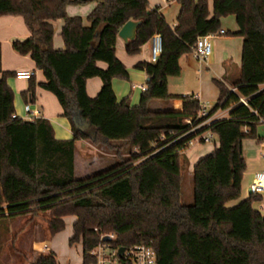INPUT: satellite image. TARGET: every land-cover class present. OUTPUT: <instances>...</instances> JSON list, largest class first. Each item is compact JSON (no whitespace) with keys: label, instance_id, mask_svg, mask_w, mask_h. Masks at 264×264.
Masks as SVG:
<instances>
[{"label":"trees","instance_id":"trees-1","mask_svg":"<svg viewBox=\"0 0 264 264\" xmlns=\"http://www.w3.org/2000/svg\"><path fill=\"white\" fill-rule=\"evenodd\" d=\"M87 1L0 0V17L22 16L31 32L11 47L19 55L28 54L42 72L44 81L38 85L56 97L74 132L72 139H57L46 118L15 117L13 91L6 81L15 73L2 70L0 49V219L29 215V223L44 213L54 236L65 229V217H75L69 242H81L83 264L92 262L89 252L99 235L111 232L116 246H151L156 264H264V215L253 207L261 195L226 206L241 194L243 141H261L256 128L264 121V0H211V7L208 0H176L180 12L173 26L147 0H91L95 6L87 16L89 26H84L80 16L66 14V7ZM231 15L238 26L233 34L243 42L240 76L231 85L234 92L213 80L219 95L208 117L219 109L230 112L193 130L206 119H196L199 101L195 95H170L168 78L179 77V59L191 52L196 39L215 33L221 19ZM58 19L63 20L64 50L53 47L51 22ZM130 20L140 24L135 39L125 44L127 53L139 52L155 33L162 44L156 62L135 65L148 77L136 106L128 98L117 102L111 85L113 79H128L115 43ZM90 78L102 82L95 97L86 93ZM28 80L30 86L21 94L25 101L28 94L34 98V77ZM174 99L182 102L181 111L150 108L154 100ZM85 123L83 131L77 128ZM206 131L219 144L194 164L193 201L186 205L181 190L186 164L180 153ZM76 139L109 147L124 141L131 155L79 179L74 176ZM32 264L59 263L47 252Z\"/></svg>","mask_w":264,"mask_h":264},{"label":"crops","instance_id":"crops-1","mask_svg":"<svg viewBox=\"0 0 264 264\" xmlns=\"http://www.w3.org/2000/svg\"><path fill=\"white\" fill-rule=\"evenodd\" d=\"M91 0L81 5H68L66 14L68 16H80L84 26H89L87 20L88 13L94 8L95 3H88ZM151 9L156 8L162 14L165 21L171 26L175 25L176 18L179 14V4L176 0H147ZM211 7V0H208ZM54 36L53 47L55 49L64 50V43L61 37V27L63 20H53L51 22ZM221 28L225 31L224 35L216 36L211 43L212 53L204 61H199L193 54L186 53L179 60L181 73L179 77L168 78V93L172 96L195 95L199 101H204L209 108L214 106L217 101L219 91L213 80H220L229 89L232 88L233 82L239 79L241 66L242 38L233 34L238 30L234 16L222 18L220 23ZM31 32L25 23L22 16L4 15L0 17V49H1V65L3 71L16 73L21 70H29L35 73L34 77V95L33 100L29 94L27 101L21 97L23 91H26L30 86L29 80H18L14 76L7 78V83L13 91L14 97V113L15 117L20 119L30 120L31 114L25 111V107L29 106L31 110H40L41 116L46 118L52 129L54 130L55 138L57 139H72L74 132L71 128L70 121L63 116L61 107L56 99L49 92L44 91L38 85L43 80L42 72L36 69L35 64L30 56L19 55L16 53L11 44L13 41H21L30 37ZM115 55L118 60L124 63L128 72V79H113L112 90L116 96L117 102L124 98H128L130 106H136L141 97V86H146L148 77L144 71L137 69L135 65L141 61H149L150 44L149 41L143 44L141 50L135 54H129L126 51L124 41L117 37L115 43ZM101 68L106 67L105 63H99ZM102 82L99 78H90L86 84V93L90 97H95L101 88ZM264 89V85L260 86ZM23 103V109L22 104ZM182 102L179 99L161 101L154 100L150 103V108L155 110H174L181 111ZM229 109H219L212 115L211 120L226 118L229 115ZM185 122V121H184ZM258 139H245L242 143V155L246 161V170L241 183V194L237 200L226 203L227 207H234L236 204L250 196L249 185L252 179L263 173L264 169V121L258 124L256 128ZM213 138H216L214 135ZM217 139V138H216ZM209 143V142H203ZM203 143H196L199 146ZM74 152V176L79 179L90 177L91 174L105 171L107 168L120 163L119 156L127 159L131 155L129 147L124 141L111 142V146L96 145L92 140H75ZM219 142L214 144L217 147ZM192 146H195L192 145ZM189 146L185 151L181 152L188 158L189 167L186 173L193 177L194 164L205 154L211 153V147H195L190 149ZM135 153V152H134ZM192 185V182H191ZM264 201V195H261V200ZM263 202H254L253 207L259 210L264 215ZM70 220L73 224L75 217L67 216L64 218ZM35 221V220H34ZM36 235L30 240V245L25 246L23 238L20 239L18 234L15 235V242L8 244V236L0 234V264H32L36 258L47 252L54 253L59 264H62L58 258L56 251L59 246L65 244L61 241L60 231L54 236H50L47 226H40L33 223ZM73 227V226H72ZM45 228V230H44ZM44 230V232H42ZM72 236V235H71ZM71 238V237H70ZM18 243V245L16 244Z\"/></svg>","mask_w":264,"mask_h":264},{"label":"built area","instance_id":"built-area-1","mask_svg":"<svg viewBox=\"0 0 264 264\" xmlns=\"http://www.w3.org/2000/svg\"><path fill=\"white\" fill-rule=\"evenodd\" d=\"M169 1V0H165ZM225 31L223 29H218L215 33H208L206 35L199 36L196 41L195 45L191 49V53L193 56L198 59L199 61L206 60L207 57L210 56L212 53V39L216 38V36L224 35ZM150 44V55L149 61L156 62L158 56L162 51V44H161V36L158 33H155L151 36L149 40ZM35 73L29 70H21L15 73V78L18 80H28L33 77ZM142 91L146 89V86L140 87ZM231 91H235V88L230 89ZM196 97V96H195ZM197 98V97H196ZM198 99V98H197ZM199 101V100H198ZM240 101L246 105V101L243 98H240ZM210 108L208 104L204 101H199V110L197 112L196 119H202L205 117L201 123L193 128V130L199 129L202 126L209 125L211 117H208L210 112ZM25 111L31 114L30 120L34 118L41 117L40 110H31L29 106L25 107ZM262 121L260 120V123ZM185 123L190 124L191 119L186 118ZM214 135L211 131H206L202 133V135L197 136L191 139L188 143V147L192 146L196 143H203V142H211ZM264 155V153H263ZM249 192L251 195H264V172L256 175L252 182L249 185ZM264 209V206L262 207ZM95 230H97L95 228ZM104 238H109L108 242L104 241ZM116 238V234L111 232L108 234H100L98 238V244L96 247L89 252L90 258H92V262L89 264H156V256L155 252L151 246L146 245L144 243H140L139 245H133L129 247H123L124 251L122 252L121 256L119 255L118 251L120 248L116 246L114 240Z\"/></svg>","mask_w":264,"mask_h":264},{"label":"rangeland","instance_id":"rangeland-1","mask_svg":"<svg viewBox=\"0 0 264 264\" xmlns=\"http://www.w3.org/2000/svg\"><path fill=\"white\" fill-rule=\"evenodd\" d=\"M88 3H95V2L89 1ZM21 105L23 109V103ZM217 142L218 140L216 138H213L212 141L209 143H203L200 144L199 146H196L197 144H195V146H192L190 149H193L195 147L206 146V147H211V151H212L214 144H216ZM181 157H182V162L186 164V171H187V168L189 167L188 158L185 156V154L181 155ZM185 174L186 175L184 177V181L181 187V190H183L182 203L188 205L193 201V190L191 185L192 178L191 176H189V174L187 173ZM257 202L264 203V201H257ZM44 216H46V214L42 213L39 218L29 223L27 222L29 219V215L19 216L16 218L7 217L4 219H0V234H3L4 236H8V244H10L11 242H15L14 237L16 234H18L20 236V239L18 241H20L23 238L24 240L23 243L27 247L30 245V240L37 233L34 230L33 223L36 222V224L40 226L44 225V218H43ZM65 226H66L65 229L60 233L61 241L65 242V244L60 245L59 249L56 251L58 258L61 259L62 264H83L81 242H75V244H71L69 242V239L72 235V223L69 219L65 221ZM44 230L42 232H44ZM16 244L18 245V243Z\"/></svg>","mask_w":264,"mask_h":264},{"label":"water","instance_id":"water-1","mask_svg":"<svg viewBox=\"0 0 264 264\" xmlns=\"http://www.w3.org/2000/svg\"><path fill=\"white\" fill-rule=\"evenodd\" d=\"M140 24V21H128L126 22L124 25L121 26L119 32H118V37H120L124 43H128L130 41H133L136 37V31H137V27ZM148 81V80H147ZM88 127V124H82L81 126L77 125V128H79L80 130H84ZM109 238H104V241L108 242ZM124 251V248H120L118 253L121 256L122 252Z\"/></svg>","mask_w":264,"mask_h":264}]
</instances>
